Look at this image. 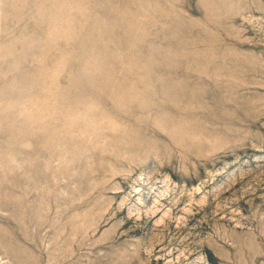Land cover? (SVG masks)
<instances>
[{
  "label": "rangeland",
  "instance_id": "rangeland-1",
  "mask_svg": "<svg viewBox=\"0 0 264 264\" xmlns=\"http://www.w3.org/2000/svg\"><path fill=\"white\" fill-rule=\"evenodd\" d=\"M0 264H264V0H0Z\"/></svg>",
  "mask_w": 264,
  "mask_h": 264
},
{
  "label": "trees",
  "instance_id": "trees-1",
  "mask_svg": "<svg viewBox=\"0 0 264 264\" xmlns=\"http://www.w3.org/2000/svg\"><path fill=\"white\" fill-rule=\"evenodd\" d=\"M210 261H212V259L210 257H208Z\"/></svg>",
  "mask_w": 264,
  "mask_h": 264
}]
</instances>
